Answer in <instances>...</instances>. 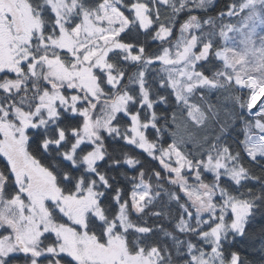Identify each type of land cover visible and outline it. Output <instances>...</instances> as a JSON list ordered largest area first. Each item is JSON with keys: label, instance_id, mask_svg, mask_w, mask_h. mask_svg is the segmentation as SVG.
Here are the masks:
<instances>
[{"label": "snow or ice", "instance_id": "snow-or-ice-1", "mask_svg": "<svg viewBox=\"0 0 264 264\" xmlns=\"http://www.w3.org/2000/svg\"><path fill=\"white\" fill-rule=\"evenodd\" d=\"M0 264H264V0H0Z\"/></svg>", "mask_w": 264, "mask_h": 264}, {"label": "trees", "instance_id": "trees-1", "mask_svg": "<svg viewBox=\"0 0 264 264\" xmlns=\"http://www.w3.org/2000/svg\"><path fill=\"white\" fill-rule=\"evenodd\" d=\"M225 3H227V0H216L217 9L223 7Z\"/></svg>", "mask_w": 264, "mask_h": 264}]
</instances>
